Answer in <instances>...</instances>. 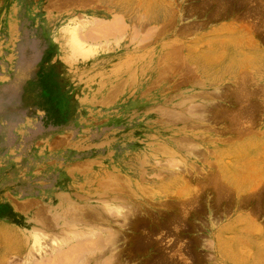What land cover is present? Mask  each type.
I'll return each mask as SVG.
<instances>
[{
  "label": "rangeland",
  "instance_id": "rangeland-1",
  "mask_svg": "<svg viewBox=\"0 0 264 264\" xmlns=\"http://www.w3.org/2000/svg\"><path fill=\"white\" fill-rule=\"evenodd\" d=\"M227 19L237 74L202 84L189 41ZM252 46L264 0H0L1 264H264V180L216 155L263 120Z\"/></svg>",
  "mask_w": 264,
  "mask_h": 264
},
{
  "label": "crops",
  "instance_id": "crops-1",
  "mask_svg": "<svg viewBox=\"0 0 264 264\" xmlns=\"http://www.w3.org/2000/svg\"><path fill=\"white\" fill-rule=\"evenodd\" d=\"M244 29V28H243ZM241 25L231 19L217 23L214 28L201 29L189 41L188 50L191 61L198 68L200 83L219 82L228 83L237 74L234 70L235 58L240 53L238 48L226 42L223 49L216 48L218 41L222 40L223 31L242 32ZM211 44L212 47L206 46ZM218 53V59L209 60L206 57ZM245 56L253 57L264 55V51L255 47L244 48ZM234 61V62H233ZM195 99V97H194ZM253 100L258 101V95ZM255 129L240 137L231 136L226 140L217 142L216 155L218 157L219 171L223 179L234 187L236 193L243 195L256 186L257 182L264 180V115ZM237 184L245 188L238 192ZM17 242L11 241L7 247L0 248V264L4 263L9 254L16 250Z\"/></svg>",
  "mask_w": 264,
  "mask_h": 264
},
{
  "label": "bare ground",
  "instance_id": "bare-ground-1",
  "mask_svg": "<svg viewBox=\"0 0 264 264\" xmlns=\"http://www.w3.org/2000/svg\"><path fill=\"white\" fill-rule=\"evenodd\" d=\"M98 237V236H97ZM56 249V248H55ZM65 251V250H64Z\"/></svg>",
  "mask_w": 264,
  "mask_h": 264
}]
</instances>
